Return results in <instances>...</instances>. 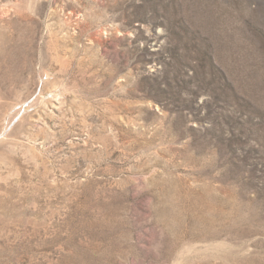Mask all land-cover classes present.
<instances>
[{
  "label": "rangeland",
  "instance_id": "374dc122",
  "mask_svg": "<svg viewBox=\"0 0 264 264\" xmlns=\"http://www.w3.org/2000/svg\"><path fill=\"white\" fill-rule=\"evenodd\" d=\"M0 264H264V0H0Z\"/></svg>",
  "mask_w": 264,
  "mask_h": 264
}]
</instances>
